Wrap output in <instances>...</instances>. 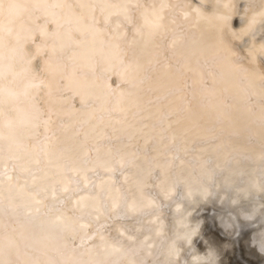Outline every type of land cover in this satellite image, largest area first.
<instances>
[{
  "label": "rangeland",
  "instance_id": "374dc122",
  "mask_svg": "<svg viewBox=\"0 0 264 264\" xmlns=\"http://www.w3.org/2000/svg\"><path fill=\"white\" fill-rule=\"evenodd\" d=\"M140 1L145 3L144 8L139 5ZM200 1L139 0L138 4L132 5L128 19L120 18L108 22L103 27L102 34L105 35V41L115 44L116 52L125 55V62L128 63L132 59L139 60L144 52L148 59L141 66L140 60L129 73L132 75L136 72V77L130 75L128 80L121 81L118 79L121 73L119 75L116 73L115 76L110 75L107 78L109 84V92H106L107 103L98 104L95 101L78 98L67 90V81L62 80L56 84L59 100L64 108L77 113L75 121L68 118L59 123V129L75 124V131L68 137L66 147H61V144L54 142L50 136H41L38 141L29 144L30 151L22 153L23 160L15 166L8 160L1 144L8 134L16 129L19 118L28 109L31 101L40 109L45 108L46 94L42 89L21 96L19 100L13 99L12 101L16 100L17 106L11 101H3L0 104V126L4 131V139L0 141V156L3 170L6 172L4 176L0 175L2 233L0 237L3 238L0 240V259L6 262L18 261L19 264H32V261H36L37 264H48L50 259H55L61 252H45L52 238L61 239L71 234L74 239L68 242L69 248L70 244L80 239L76 233V226L71 225L74 212L72 207L70 208L71 203H68L70 198L67 196L69 191L67 187L75 180L76 173L71 172L69 164L65 162L66 148L74 151L80 145L79 152L85 151L89 155L94 147L99 151L111 153L128 150L129 153L136 154L137 163L144 158V164L148 165L156 157L165 159L169 156L171 161L175 159L177 162L186 153L188 155L185 158L190 164L187 172L189 174L198 166V155L205 152L201 137L198 136L195 143L192 142L193 146L190 149L188 148L191 144L185 142L167 149H163V146L170 144V138L176 134V131L187 130L193 126L201 127L219 134L218 136H225L229 141L244 146L249 151L260 153L261 161L255 168L258 171L257 175L264 181V67L262 65L264 46H261L264 45V29L261 28L264 25H262L264 15L263 18L261 17L263 20L258 21L259 13H256L262 10L260 7H263L264 0H203L201 4ZM245 1L250 6L254 3V7H248L243 3ZM236 8L240 9L235 10ZM233 9L234 11L230 12ZM246 13L250 17L253 15V18L257 16V23L253 22L255 19L253 20ZM232 14L234 17H240L238 20L240 22L236 23V26L233 25L235 30L231 28L232 23H230L234 21ZM226 18L227 21L230 20L228 25L225 24ZM248 18L252 19L251 22ZM248 23L256 25L260 23L259 26L257 25L259 34L256 35L263 36V39L259 36L258 39L255 35L257 30L253 32V29L257 28L256 25L252 26ZM118 26L121 28L120 32L116 31ZM145 34L148 35L147 40L143 44L140 42L141 46H137L136 50L134 47L136 39L144 37ZM244 37H247V40L250 37V40L247 42ZM29 50L35 49L30 47ZM230 51L235 53L234 59L229 57ZM32 61L30 71L25 68L14 76L15 80L22 79L14 86L17 92L8 89L7 94L11 91L19 97L30 81L50 78L55 82V75L49 69L51 60L47 59V55L36 56ZM65 65H67L66 70ZM72 65L71 61L64 62L63 66L67 74ZM7 94L4 96L7 97L9 95ZM131 102L136 106L135 111L124 110L119 113L115 109L116 105L131 104ZM13 105L19 113L12 110ZM103 107L108 111L105 115L99 111ZM45 111L44 121L55 119L56 114ZM10 120L13 122L11 131L8 128ZM242 128L244 131L240 135L239 130ZM159 129L165 130V135L153 136ZM84 130L91 131L90 138L94 139V143L89 141L79 143L81 140L79 134ZM141 141L148 142L145 151L139 148L138 143ZM49 151L58 154V160L55 162L59 163L51 166V161H47L42 169L41 163H44L45 155ZM90 158V162H94L92 156ZM206 160L207 165L212 169L211 179L205 181L207 194L189 195L184 188L187 179L185 176L176 185L174 199L168 205H161L156 210V213L162 214L164 221H160L158 228L155 229V234L158 233L156 235L161 237V243L156 247V259L153 263L162 260L164 253L174 252L177 261L173 260V264H264V224L260 222L256 226L253 223L255 220L248 214H241L235 210L237 194L235 189L225 188L223 201L220 198L222 189L220 191V186L217 184L226 178L225 171L215 168L218 163L231 170L234 169L240 177L249 169L253 171L255 168L249 165L248 154L240 157L221 154L216 157L209 156ZM33 170L37 173L34 174ZM95 174L100 173L93 171L92 176L94 177ZM115 174L116 172L111 176ZM159 177L157 173L153 175L154 180ZM241 180L239 178L238 182ZM151 184H153L152 180ZM20 187L25 189L24 192L37 193L39 211H30L31 213L26 216L21 213L12 214L4 199ZM152 196L157 199L154 192ZM261 199L264 200V196L261 195ZM63 200L66 206L62 209L59 205ZM67 203L70 213H67L69 210ZM66 213L67 218L61 221V214ZM78 217V220L83 221L84 216L78 214ZM8 222L9 224H6ZM135 228V222H122L119 219L110 226L108 241L106 243L95 241L91 246L96 263L150 264L142 260L137 243L149 239L151 235L145 230L137 232ZM9 239L13 241L14 247H9ZM67 252H69L68 248L63 254ZM258 256L261 259L256 263L253 260Z\"/></svg>",
  "mask_w": 264,
  "mask_h": 264
},
{
  "label": "bare ground",
  "instance_id": "6f19581e",
  "mask_svg": "<svg viewBox=\"0 0 264 264\" xmlns=\"http://www.w3.org/2000/svg\"><path fill=\"white\" fill-rule=\"evenodd\" d=\"M202 1H200L199 3L201 4ZM33 2H39V0H33ZM49 2H51V0H49ZM138 2L139 0H70V3H72L73 5H83V7L77 8V11L81 19L85 20L86 22H78L75 17L71 16L68 9H64L66 15L64 17H60L61 22L63 23L65 19L71 18L73 21L72 27L77 31L78 38L72 41L71 50L65 47L64 51L67 52V55L62 61L58 63H53V61H50L49 69H51V71L55 75V82L53 79L50 78L48 80L38 79L33 82L35 83L39 82L40 80H43L44 83L38 89L30 88L27 90L28 95L43 89L44 93L46 94V100L44 101L45 106L42 104L41 105L45 108L40 109L36 106L35 102H29L30 106L19 118L16 129L12 130L11 134H8V136L5 138V141L1 144L3 152L5 153V155L8 156V160L11 163H14L15 166H17L16 164L23 160V157H21L22 153L30 151L31 148L29 147V144L31 142L38 141L41 136H50L54 142L56 141L60 143L61 147H66V143L68 144V137L75 131V124L73 123V125L70 124L64 129H59V123L62 120H67L68 118L74 119L75 121V115L77 113L64 108L63 104L59 100V90H57L58 85L56 84H59V82L62 80L67 81V90L71 91L78 98H81L84 101H95L98 104L107 103L108 95L106 94V92H109V84H107L106 81L107 78H109L110 75L115 76L116 73H118V75L121 73V75L118 76V79L121 81L128 80L131 75L129 73H131V70L134 69V66L138 62H140V60L141 66L142 63H144L148 59V56L144 52L139 60L132 59L128 63L125 62V55L122 53H117L115 49V44L105 41V35L102 34L103 27L108 24V22L111 23L112 21H117L120 18L128 19L127 16L131 12L130 10L132 5L138 4ZM140 2L139 5L144 8L145 3ZM243 3L245 4L246 1ZM208 4L210 5V3ZM92 5L97 6L95 10L92 9ZM203 5L204 4H202V6ZM100 6H103V12L101 11ZM247 6L249 7L250 5ZM205 7H207V5ZM237 7L240 6L237 5ZM250 7H254V3L253 6L251 5ZM260 8H262V10L256 12L259 13V19L257 18L258 21H262L263 19L261 20V17L262 15H264V5ZM237 9L240 8H236L235 10ZM232 11H234V9L230 12ZM246 12L248 13V11ZM261 12L262 14L260 15ZM249 14L252 15V13ZM36 15L41 16V19L38 21V23L40 24H43L45 19L50 18L47 13L43 15L41 13H36ZM240 15L241 13L239 14V16ZM233 17H230V19ZM256 17L253 18L252 15V17L250 18H253V20L255 19V21L253 22H256ZM93 19L96 21L94 28L92 26ZM239 19L240 17H234V21L231 22L229 20L230 23H232L231 28H233V25L236 26V23L240 22L238 21ZM227 20L228 18H226L225 20V24L227 23L226 25L229 24V21ZM251 20L252 19H249L248 21L251 22ZM243 21H245V19ZM253 24L256 25L255 23ZM253 24L250 25L254 26ZM263 24L264 22L262 23V25ZM257 25L259 26L260 23H258ZM257 25L255 27L258 28ZM237 26L239 27V25ZM53 27L54 25L49 24L47 30L50 31ZM257 28L253 29V32L255 30L258 31H256L257 33H255V35L259 34V28ZM261 28L264 29V25ZM233 29L235 30V28ZM240 29H242V27ZM116 31L120 32L121 28L118 26ZM84 33H87V35L80 38L81 34ZM256 36L258 37L259 35ZM147 37L148 35L145 34L144 37H138V39H136V44L134 43V47L136 48V50L137 46H141V43L143 44L147 40ZM262 37L261 39H263ZM249 38L248 40H250ZM34 39L36 40V43L39 44V41L41 39L40 34L37 33ZM62 39L65 41V44H67V35H62ZM245 45L247 44L245 43ZM25 47L26 51L29 53L28 58L31 59V61L32 58L36 56L40 55L41 57H45L47 55L46 50H44L43 48L37 49L35 46H33L31 42H29ZM30 47H33L35 50L30 51ZM48 51H50V49ZM56 51L59 52L60 49L58 48L56 49ZM239 51L241 52V50ZM5 53L6 56L10 55L7 48L5 49ZM229 57L231 59H234L236 55L235 53H231L230 51ZM258 57L263 58L261 56ZM66 60L71 61V63L73 64L69 71L70 74H67L64 70L63 64ZM121 61H123V66L121 65ZM263 62L262 65L264 67ZM26 65L27 63L25 62V60L21 59L18 56L14 57L11 60H5L4 77L3 80L0 81V83L3 84V87L5 89V96L7 94L6 91L8 89L13 92H17L14 89V86L19 84L22 79L21 81L15 80L14 76L15 74H18L21 71L25 70V68L28 69V67H25ZM132 75L136 77V72L132 73ZM4 95L2 97V100L5 102L11 101V103L15 106H17L16 100H12L18 99L21 96H25L24 89L21 91L19 97L17 95L10 96L8 94V96L5 97ZM25 105H27V103H25ZM15 106L12 110H14L15 113H19L18 110H16ZM135 107L136 106L133 105V103L131 102V104L116 105L115 109L117 110V112L120 113L124 110H134ZM45 110L49 113L56 114L55 119L57 120L52 119L48 122L44 121L43 114ZM99 111L101 112V114L104 115L105 113H108L106 107H103ZM243 131V128L239 130V134L242 135ZM82 132L79 134V138H81V140L79 141L80 144H82L84 141L94 143V139L92 137L90 138V130H84ZM164 135L165 130L163 129H159L153 134V136L157 137ZM218 135L219 134H215L213 132H210L209 130L202 129L201 127L195 128L193 126L187 130L180 129L176 131V134L170 138V144L163 146V149H167L169 147H175L179 143L185 142V144H191V146L188 148L190 149L193 146V143H195V139H197L198 136L201 137L202 146L204 147L203 149L205 152L198 155V166L195 168L194 172H190L189 174H187V172H189L190 164L185 158V156L188 155L186 153L184 154L183 158L177 162L175 159L171 161L169 156L165 159L156 157L148 165L144 164V158H142L143 160L138 159L139 161L137 163L135 161L136 154L131 152L129 153L128 150L117 151L118 153H115L116 151H114L113 153H111L109 151H99L98 148L94 147L93 150L91 149L92 152L90 154L94 162H90L91 156L89 155V153L85 151L79 152L80 145H78V147L74 151H70L69 148H66L64 157L65 162L69 164L71 172L76 173L75 180L70 186L67 187L69 188V191L68 194H66L70 198L68 203H71L70 208L72 207L74 212V214H72L73 222H71V225L74 224L76 226V233L80 239H78L77 242L74 241L75 243L70 244L69 248V243L74 239L71 234L66 235V238H52L51 243H48L47 247L45 248V252L49 253L53 251H61L55 257V259L59 261L66 260L70 262V264L73 261L79 262V264H97L95 257L92 255L93 249L91 246L93 245V243H95V241L106 243L109 238V227L112 226L119 219L122 220V222H135V231L137 232L145 230L150 233L151 237H149V239L145 241L143 240L137 243V248L138 253H141L143 257L142 260H146L150 264H155L153 262L154 259H156V247L159 243H161V237L159 235H156L158 233L155 234V229L158 228V224L160 223V221H164V217L162 216V214L160 215L159 213H156V210L161 205H168L174 199V196L176 195L177 183H179L185 178V176H187V179L184 182V188L186 192H188L189 195H206L207 188L205 186V181L211 179L210 175L212 172V169H210V167L207 165L206 160V158H208L209 156L216 157L221 154L224 156H230L233 154L238 155L240 157L245 154H248L249 165L251 164L254 168L256 167V164L261 161V154L257 151H249L246 147L237 145V143L229 141L227 137ZM138 144L140 150L142 151H145L148 146V142L145 141H141ZM45 156L46 157L44 163H41L42 167L45 166V162L47 161H51V166H53L54 163L55 165L59 163L55 162L58 160V154L55 151H49ZM166 159L168 161H166ZM173 163H176V165H173ZM38 168L37 172H39ZM215 168L221 169L223 172L225 171L226 173V178L224 179V181H219L217 183L220 186L219 190L221 191L222 189L220 198H222L224 201L225 188L235 189V191L237 192L235 199L236 202L234 203L236 208L235 210H237V212H240L241 214H248L250 218L255 220L253 221V223L256 224V226L257 223L260 222L264 224V200L261 199V195L264 196V181L260 178V176L257 175L258 171L256 170V168H252L253 171L249 169L245 174L242 175V177H240L238 173L234 171V169L231 170V168L223 166L222 163H218ZM42 169H44V167ZM12 170H14V168ZM93 171H97L100 174H95V176L93 177ZM34 172V174L37 173L36 171ZM114 172H116L117 176L116 174L115 176H111V174ZM5 173L6 172L5 170H3L2 166V157L0 156V175L4 176ZM156 173L159 174L160 177L154 180L153 175ZM239 178L242 179L240 182H238ZM119 180H121V182ZM151 180L153 181V184H151ZM242 181H247L248 183H244ZM24 191L25 189L23 187H20L15 190V192L12 193L11 196L5 197L4 203L7 205L8 208H10L9 210L12 212V214L21 213L23 216H26L29 214L30 211H39L40 208L37 207V193H28L27 191ZM153 192L157 195V199L153 198ZM68 203L67 207L69 209ZM59 206H61L62 209L65 208L66 204H64V200ZM67 213H70V209L67 211ZM67 213L61 214V221H64V218H67ZM78 214L84 216L83 221L78 220ZM6 224H9V222ZM13 231L14 229L12 230V232ZM9 232L10 231H8V233ZM11 234L12 233H10V236ZM66 248L69 249V252L64 255L63 251L66 250ZM161 259L162 260H160L156 264H173V260H176L174 252L164 253ZM260 259L261 257L258 256V258H255V260L253 261L257 263Z\"/></svg>",
  "mask_w": 264,
  "mask_h": 264
},
{
  "label": "snow or ice",
  "instance_id": "6c2138e0",
  "mask_svg": "<svg viewBox=\"0 0 264 264\" xmlns=\"http://www.w3.org/2000/svg\"><path fill=\"white\" fill-rule=\"evenodd\" d=\"M83 7V5H73L70 0H39V2H33V0H0V81L3 80L5 70V60H11L18 56L25 60L28 65L27 71L31 70V59H29V53L26 51V45L31 42L37 49L43 48L47 52V59L58 63L64 59L67 52L64 51L65 47L71 50L72 41L78 38L77 31L72 27V19H65L61 22L60 17H64L66 13L64 9H68L72 17L78 22L84 23L85 20L81 19L78 14L77 8ZM93 10L96 9V5L91 6ZM103 12V6H100ZM41 13L42 15L47 13L49 19H45L43 24L38 23L41 16L36 15ZM52 24L54 27L48 31V25ZM96 21L92 20V26L95 27ZM40 34L39 44L34 39L35 35ZM62 35H67V44L62 39ZM87 33L81 34L86 36ZM7 42V43H6ZM7 48L10 55L6 56L5 49ZM60 49L59 52L56 49ZM50 49V51H48ZM123 66V61H121ZM67 65H65V70ZM18 75V74H16ZM35 80V77H33ZM44 83L43 80L39 82H29L24 87V94L27 95V90L30 88H39ZM5 89L3 84L0 83V103H3L2 97ZM10 96H16V93L9 92ZM51 94V93H49ZM23 118V117H22ZM13 122L8 121V128L11 131ZM4 139L3 127L0 126V141ZM3 238L0 237V240ZM9 247H14V243L11 239L8 240ZM27 248V246H26ZM0 264H19L18 261H8L0 259ZM32 264H37L36 261H32ZM48 264H70V262L63 260L50 259ZM71 264H79V262L73 261Z\"/></svg>",
  "mask_w": 264,
  "mask_h": 264
}]
</instances>
